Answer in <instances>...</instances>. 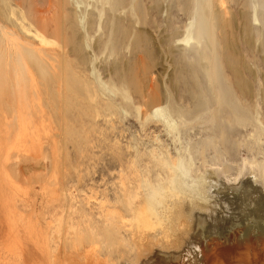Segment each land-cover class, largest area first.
I'll list each match as a JSON object with an SVG mask.
<instances>
[{"label":"rangeland","instance_id":"obj_1","mask_svg":"<svg viewBox=\"0 0 264 264\" xmlns=\"http://www.w3.org/2000/svg\"><path fill=\"white\" fill-rule=\"evenodd\" d=\"M245 184L264 198V0H0V264L258 261Z\"/></svg>","mask_w":264,"mask_h":264},{"label":"bare ground","instance_id":"obj_2","mask_svg":"<svg viewBox=\"0 0 264 264\" xmlns=\"http://www.w3.org/2000/svg\"><path fill=\"white\" fill-rule=\"evenodd\" d=\"M185 36H186V39L190 38L189 28H187ZM233 196H234L233 198L235 199L233 201V203L236 202L235 204L237 205L236 206L237 210H240L243 213L245 211L246 213H248L251 220H253L254 224L253 223L252 224L246 223L247 225L246 224L244 225L245 230L249 231L250 229H253L254 226H256V228H258L259 231L262 230V234H264V198L261 197L260 192L257 191L252 186H250V184H245V185L241 186L238 190H236ZM230 203H229V205H231ZM152 215L154 216V219L151 218ZM139 216L141 217V219H139V221H138V224H137L138 227L141 226L142 228H144V227L148 228L151 225H152V227H154V224H156V223H158V224L160 223L162 226L161 218L157 217V213L154 210L153 205H149L146 208L141 209L139 212ZM151 220H154V222L153 221L151 222ZM202 228L203 227H197V230H195V235H193V237L194 236L196 237V239H195L196 242L194 241L196 243V246H197L196 248H198V247L200 248L201 245L202 246L204 245V241H205L204 236H203L204 230H202ZM159 230H160V232H159L160 235L161 236L163 235V238L167 241V244L170 243L172 240H176L175 239L176 232L172 233V227L171 226L164 225L163 228L159 229ZM165 242H164V244H165ZM226 244H227V242H226ZM229 244H230V242H229ZM214 245L208 246L207 249L204 247L202 249L200 248L198 250V252L195 253L196 255H194V256H192V253H191L192 257L188 258V260L186 261L187 264H189L191 258H193L191 264H264V257L261 260L259 259L258 261H256L253 259V257L249 258L248 252H246V253H243L241 256H236L237 258L235 259V256L229 257V255L222 248H220L221 246L217 247L216 244H214ZM217 245H218V243H217ZM90 255L91 254H88V257H90ZM139 257H140V254H139ZM141 257H143V256H141ZM90 258L94 259L95 257L92 256ZM87 259L88 258H86V260ZM147 261H150V260H147ZM87 262H88V260H87ZM87 262H85V263L88 264ZM92 262L94 264V261H92ZM91 263H89V264H91ZM137 264H143V260L138 259ZM150 264H186V263L181 262V261L174 262V258L172 256H169V257L159 256L154 261H150Z\"/></svg>","mask_w":264,"mask_h":264}]
</instances>
